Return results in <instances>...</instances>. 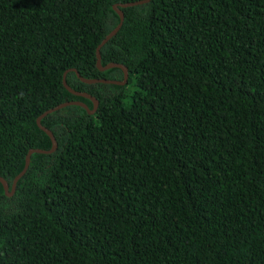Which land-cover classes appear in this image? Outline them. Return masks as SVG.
<instances>
[{"label": "trees", "instance_id": "trees-1", "mask_svg": "<svg viewBox=\"0 0 264 264\" xmlns=\"http://www.w3.org/2000/svg\"><path fill=\"white\" fill-rule=\"evenodd\" d=\"M0 0V264H264V0Z\"/></svg>", "mask_w": 264, "mask_h": 264}, {"label": "water", "instance_id": "water-1", "mask_svg": "<svg viewBox=\"0 0 264 264\" xmlns=\"http://www.w3.org/2000/svg\"><path fill=\"white\" fill-rule=\"evenodd\" d=\"M147 1H149V0H136V1L126 2V3H116V4H114L113 5V9L116 11V13L119 16V22L117 23V25L109 33H107L103 37V39L100 41V43L96 47V65H97L98 69L100 71H104V70L112 68V67H118V68L122 69V71H123V78L121 80L107 79V78H84L75 69H73V71H75L77 77L82 82L90 83V84H92V83H106V84L125 85V83L127 82V79H128V69L126 68V66H124V65H122L120 63H114V62H110V63H108V64L103 66L101 64L100 49L111 37H113L118 32V30L122 26V23H123V20H124V13H123V11L120 8H125V7H129V6H135V5L147 2ZM65 76H66V72H64V74H63V84L66 87V89L68 91H70L71 93L75 94V95L83 96L85 98H88L89 100L92 101L93 107H92V109H89L86 104H84V103H82L80 101H68V102L60 103V104H58V105H56V106H54L52 108H49L46 111H44L41 115H39V117L36 119V123H37L38 127L40 129H42L50 137L51 147L49 149H47V150L40 149V148H32V149L28 150V152H27V154L25 156L24 166H23L22 170L13 178L10 190H9L8 182L2 176H0V182H1L2 186H3V188H4V191H5L6 195H8V196H11L13 194L17 181L26 172V170H27V168L29 166L30 156H31L32 153H34V152H37V153H51V152L55 151V149L57 148V141H56L52 131L41 124V119L43 117H45L47 114H49L51 112L59 110L60 108L66 106V105H70V104H77V105H80V106L84 107L89 114H93L96 111V109H97V106L99 104L98 100L94 96H92V95H90V94H88L86 92H80V91L73 90L67 84Z\"/></svg>", "mask_w": 264, "mask_h": 264}]
</instances>
